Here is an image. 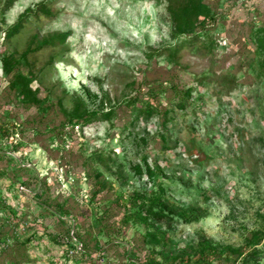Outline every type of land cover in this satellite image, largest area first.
<instances>
[{
	"label": "rangeland",
	"instance_id": "rangeland-1",
	"mask_svg": "<svg viewBox=\"0 0 264 264\" xmlns=\"http://www.w3.org/2000/svg\"><path fill=\"white\" fill-rule=\"evenodd\" d=\"M197 2L0 0V264H16L10 226L26 264H197L200 244L238 252L211 264H264V0ZM79 110L98 116L63 137ZM154 194L147 223L122 222Z\"/></svg>",
	"mask_w": 264,
	"mask_h": 264
},
{
	"label": "trees",
	"instance_id": "trees-1",
	"mask_svg": "<svg viewBox=\"0 0 264 264\" xmlns=\"http://www.w3.org/2000/svg\"><path fill=\"white\" fill-rule=\"evenodd\" d=\"M188 3H191L193 6L197 5V0H187ZM177 18V17H176ZM187 21V20H186ZM185 21V22H186ZM20 25L16 24L15 26H13L11 28L10 33L17 31L18 27ZM67 36V34H62L60 35L58 38L54 39V43L56 45H60L62 43H64L65 41V37ZM263 45L260 46V48H262ZM12 64L10 62V60H4L3 62V68L4 71L7 74L10 73H14L12 71ZM12 85H14V87L19 85V91L23 96H27L28 92H29V88H28V78H26L22 73L20 72H16L13 76H12ZM171 89L173 91V94H175L177 96V99L179 101V107L180 109H184L185 105H186V97L189 94V90H180L178 89L174 84L171 85ZM152 93V92H150ZM33 101H36L35 98L32 97ZM137 99L133 98L130 100L131 104H136ZM155 109V107H153L152 104H150L149 101L145 102V106L143 108V110L141 109L140 113H146L147 115H151L153 110ZM97 113L96 112H83L81 113V111H77L74 114V118L75 120L72 119V117L69 118V120L67 121V123L62 124L61 126V134H63V137L66 136L67 133H65V130L67 129H73L74 126H80L83 125V127L87 126L91 121H93V119H95L97 117ZM103 116L105 118L109 117V112L104 113ZM69 127V128H67ZM73 131V130H72ZM68 135V134H67ZM19 158L21 159V157L19 156ZM21 161V160H20ZM19 161V163H21ZM95 179V183H94V188H96V190L93 191L92 195H95L97 193H99L100 190L103 189L104 187V183L102 181V176L99 172H97L94 176ZM22 186H24L27 189H30L28 182H22L21 184ZM110 187V186H109ZM34 195L37 198H42L44 196V193H46L43 189H42V185L39 183L37 188L34 190ZM162 196L160 194H154V195H150V196H141V195H132L130 196L129 200H128V204L127 206H125V213L122 219V222L124 224H127L128 222L132 221V222H143V223H147V219L149 218V216L151 214H153V209L156 206L161 207L162 206ZM41 205L45 208H47L49 211H52L53 214H57V215H65L67 217H69V213L66 212V210L63 209L62 205H56V206H52L50 204L46 203V200H44L43 203H41ZM59 216V217H60ZM62 217V216H61ZM10 218V217H9ZM8 222V221H7ZM58 222L62 223L61 219L58 218ZM71 225L69 224L65 230H60V238H64L65 241H71L74 238V234L71 233L72 229H71ZM10 231H12V239L16 241V243L18 244L17 247V255H16V259H15V263L16 264H26L28 262H30V260L28 259V257L26 256V241H21L19 242V235H18V231L15 230V227L10 226ZM8 232V230H6ZM2 233V230L0 229V234ZM6 235V234H5ZM1 237V235H0ZM53 239L58 240L57 238L52 237ZM59 238V239H60ZM253 243L257 242V238H253ZM10 240L9 238L6 239L5 243ZM2 245H4L2 242H0ZM66 243V242H65ZM83 246V250H86V246L84 244H82ZM223 251H229V254L235 253L237 254V250L232 249L231 247H225L224 250L222 251H218L215 248L207 245V244H200L199 249L196 251V262L197 264H211L214 260L215 261H222L221 256L223 255ZM84 253V252H83ZM131 253V251H129V249H126V257L129 256V254ZM254 253V252H252ZM239 256V255H238ZM232 257L229 256L228 259H230ZM132 260V258H129ZM148 259V260H147ZM145 260V263L148 264H163L162 262H157L156 258L153 257H148ZM170 259L171 262L174 264H178V257H164V260ZM236 260V259H235ZM185 262H189L187 259H185Z\"/></svg>",
	"mask_w": 264,
	"mask_h": 264
},
{
	"label": "built area",
	"instance_id": "built-area-1",
	"mask_svg": "<svg viewBox=\"0 0 264 264\" xmlns=\"http://www.w3.org/2000/svg\"><path fill=\"white\" fill-rule=\"evenodd\" d=\"M78 128H79V126H74V129H78ZM18 191L20 193H22V192H26V189H24V187L22 185H20L18 187ZM82 251H83V246L80 243H79V245L75 246V251H74L75 253H79Z\"/></svg>",
	"mask_w": 264,
	"mask_h": 264
}]
</instances>
